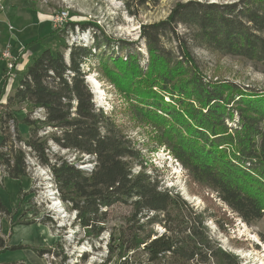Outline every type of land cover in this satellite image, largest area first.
I'll use <instances>...</instances> for the list:
<instances>
[{
  "label": "trees",
  "instance_id": "obj_1",
  "mask_svg": "<svg viewBox=\"0 0 264 264\" xmlns=\"http://www.w3.org/2000/svg\"><path fill=\"white\" fill-rule=\"evenodd\" d=\"M69 24L74 28L75 23ZM82 26L98 29L92 23ZM179 26L189 32L180 33ZM97 32L91 44L64 45L66 56L48 46L27 63L0 113V168L17 180L29 176L23 150L4 133L5 124L13 120L17 141L42 164L50 165L60 197L77 211L78 224L89 234L103 231L111 207L128 205L127 225L117 236L112 234L109 255L101 264H242L213 239L202 211L160 187L147 170L142 151L110 115L96 108L85 76L92 69L107 75L132 99L141 122L155 127L165 147L196 181L214 191L245 222L260 221L264 218V91L209 78L184 35L194 45L219 54L264 62V0L178 2L166 18L141 26L140 38L148 51L146 67L134 41H114ZM173 42L175 46L168 45ZM88 62L89 69H83ZM23 105L26 115L19 119L14 108ZM39 109L45 118H32ZM20 122L27 124L28 137L21 134ZM46 127L60 132H53L52 139L62 148L93 156L94 168L87 172L61 157L51 162L48 139L38 135ZM22 193L21 186L18 201ZM0 212L10 216L12 227L36 222L13 213L1 198ZM140 217L165 230L141 235ZM16 248L25 245L8 249ZM32 248L40 255L51 251Z\"/></svg>",
  "mask_w": 264,
  "mask_h": 264
},
{
  "label": "rangeland",
  "instance_id": "obj_2",
  "mask_svg": "<svg viewBox=\"0 0 264 264\" xmlns=\"http://www.w3.org/2000/svg\"><path fill=\"white\" fill-rule=\"evenodd\" d=\"M185 1L190 0H147L142 4L139 0H128L127 2L123 0H4L6 9L4 13L0 12V20L3 21L0 25V37L4 43L6 41L12 42L13 50L17 56V66L15 68L16 77L7 79L6 63L1 60L0 56V113L6 110L4 106L6 99L15 91L23 69H26L27 63L32 62L43 47L61 49L66 56L67 50L64 49V45L70 46L76 41L81 43L86 41V43L91 44L95 30L98 31L97 33L102 32L111 37L114 41H134L135 46L143 54L142 65L146 67L148 51L144 39L140 38L142 24L166 18L174 5ZM198 1L229 3L238 0ZM60 10L68 12V19L64 26L56 28L51 19L53 14ZM69 23H75L74 28ZM86 23L95 24L98 29L92 26L84 28L82 24ZM8 24L14 26L11 33ZM52 31L55 34L49 36ZM179 31L186 34L189 32L182 26H179ZM186 34L184 39L190 43V49L198 65L204 69L209 78L229 79L240 85L264 91V62L255 63L234 55L219 54L205 47L194 45L190 36ZM175 44L174 42L168 43L172 46ZM122 53L125 54L124 51ZM88 66L89 62L83 64L82 68L88 70ZM85 81L93 95L96 108L110 115L126 137L130 138L136 147L142 151L147 170L157 177L160 187L180 195L195 209L202 211L206 217L204 221L207 230L213 239L220 243L224 249L235 253L242 260V264H264V241L261 239V234L264 233V218L256 222H245L229 206H226L214 191L196 181L165 147L155 127L147 121L141 122V118L132 109V99L124 91H121L107 75L92 69L85 76ZM26 107V105L21 108L15 106V114L19 119H23L26 115ZM36 112L32 118L44 116V114L39 115ZM5 126L4 133L12 135L13 138V131L10 129L9 123H6ZM19 130L24 137L29 136V128L24 122L19 123ZM53 132H57V135L60 133L53 128L46 127L39 130L38 134L43 139H48L47 152L51 160L56 161L57 158L61 157L72 162L75 161L78 166L88 164L94 168V157L90 155L83 157V154L77 155L73 151L62 148L52 139ZM1 138L0 129V140ZM15 142L14 145L16 146L19 142L17 139ZM7 146L10 147L11 143ZM76 155L77 159H75ZM25 162L28 171L39 181L38 194L40 193V196L45 198L43 197L46 190L45 179L36 173L38 169L37 159H34L33 156H25ZM134 169L140 168L138 166ZM83 170L88 172L89 169ZM29 176L31 179L25 177L22 181L8 177L0 171V177H2L0 195L7 203L14 201L17 199L22 186L23 193L20 200L22 202L17 199L15 203H11L9 205L11 211L17 212L18 215L21 214V218L26 216L24 219L28 217L40 220L44 217L53 231L56 232L58 222L62 224V221L53 218L56 216L54 211L40 216V209L29 205L35 192L33 178L30 174ZM2 180L4 181L2 182ZM40 181L43 183L41 186ZM23 186L28 188H23ZM64 204L67 209V217L65 218V226H62L64 228L60 230L62 238L57 239L58 241L54 245L56 246V255H59L56 264H101L109 255L108 243L112 234L117 236L119 230L126 227L131 208L125 204H116V206L111 207L106 222L102 224L105 228L99 235H96L95 233L89 234L87 229L82 228L75 217L76 210L71 209L65 202ZM49 210L48 204H41V212H49ZM6 215L0 212V229L3 226L4 233L7 225L5 226L3 218H6ZM139 224L142 225L141 235L151 231L162 233L165 230L163 225L159 223L151 224L148 217H140ZM132 225L133 227L136 226V224ZM36 227L38 226L20 225L10 232H13L11 239L15 242L25 240L30 243V237H38L41 235V228H47L43 226L40 227V230H36L38 229ZM46 231L49 230L46 229ZM5 254L6 258L12 260H15L13 258H20L22 254L27 255L26 252L19 250H9ZM115 255L116 253L113 259H116Z\"/></svg>",
  "mask_w": 264,
  "mask_h": 264
},
{
  "label": "crops",
  "instance_id": "obj_3",
  "mask_svg": "<svg viewBox=\"0 0 264 264\" xmlns=\"http://www.w3.org/2000/svg\"><path fill=\"white\" fill-rule=\"evenodd\" d=\"M3 21L0 20V25ZM9 29V27H8ZM10 31V30H9ZM11 33V32H10ZM0 36H1V30H0ZM8 42L12 43L11 41H6L5 43L3 42L2 38L0 37V49L2 47H4ZM0 56H1V60L4 61L2 59V55H1V50H0ZM0 60V61H1ZM5 63V62H4ZM29 63V62H28ZM14 79V78H12ZM1 129V128H0ZM2 139V138H1ZM1 141V140H0ZM5 175V174H4ZM7 175V174H6ZM8 176V175H7ZM9 177V176H8ZM28 178L31 179L30 176H27ZM1 178V177H0ZM4 179V178H3ZM4 180H2L3 182ZM23 181V180H22ZM31 183V182H30ZM23 185V184H22ZM23 188H28V187H24ZM19 195V193H18ZM0 198H1V201L2 203H4L8 208H9V205L11 203H15L18 199L14 200V201H11V202H5L1 195H0ZM15 219V217H13ZM24 218H26V216H24ZM28 218V217H27ZM44 218V217H43ZM42 218V219H43ZM3 220L5 221V226L7 225V227H5L6 231L5 233L3 232V226L1 227L0 229V262L1 263H15V264H29V263H35V264H48V261L47 259L44 257V255H40L38 254L32 247H47V248H53L54 245L56 244V242L58 241L57 240V237L54 236V231L53 229L51 228L50 224L47 223V221H42L41 219L40 220H36V222L32 223V224H29V225H26V224H17L15 226H11V218L10 216H7L6 215V218H3ZM33 226V225H36L38 227V229L36 230H40V227H47V228H41L40 230V233L41 235H39L38 237H30V243H27L25 240H21L20 241H13L11 239V236L13 234L10 233L14 228H17L18 226ZM46 229H48L49 231L47 232ZM18 245H25V248H16V249H8L9 247H12V246H18ZM9 250H19V251H23V252H26L28 257L24 256V254H22L20 256V258H13L15 260H12V259H8L5 257V252L8 253Z\"/></svg>",
  "mask_w": 264,
  "mask_h": 264
},
{
  "label": "built area",
  "instance_id": "obj_4",
  "mask_svg": "<svg viewBox=\"0 0 264 264\" xmlns=\"http://www.w3.org/2000/svg\"><path fill=\"white\" fill-rule=\"evenodd\" d=\"M5 2L4 0H0V12L4 13L5 12ZM67 19H68V12H64L62 10L57 11L56 13L53 14L52 16V23L53 25L58 28V27H62L67 23ZM9 30L10 32L14 29V26L11 24H8ZM14 46H12V43L8 42L2 49H1V55H2V59L4 60V62L6 63V78H13L12 76H16L15 74V68L17 66V56L15 55L14 52ZM10 125V129H12L13 131V140L14 142L16 141V127L15 124L13 122V120L8 122ZM12 136V135H11ZM16 143V142H15ZM20 143V145H19ZM16 144V147H20L25 156H33V158L37 159L38 164H40L42 167H44L45 171H50V165H45L42 164L40 162V160L30 152V149H28L25 144L23 142H19ZM51 162H54L53 160H50ZM28 170V169H27ZM1 172H4V174L6 175V171L4 170V168H0ZM31 176L32 173L28 172ZM33 178L34 181V186L35 187V192L33 193V199L31 201V204H29L30 206H32L33 208H37L40 209V216H43L44 214H50V212H52L51 210H49V212H41V204H48V198H42V196H40V194H38V186H39V181L38 179ZM2 179V177L0 178V180ZM63 225L58 223L57 225V231L54 232V235L57 237V239L62 238V233L60 232L61 229H63L64 227H62ZM65 231V230H64ZM44 257L47 259L48 264H56L58 262L59 259V255H56V246H54L51 251L49 252H45Z\"/></svg>",
  "mask_w": 264,
  "mask_h": 264
},
{
  "label": "bare ground",
  "instance_id": "obj_5",
  "mask_svg": "<svg viewBox=\"0 0 264 264\" xmlns=\"http://www.w3.org/2000/svg\"><path fill=\"white\" fill-rule=\"evenodd\" d=\"M64 12H66V11H64ZM12 77L14 78L16 76H12ZM90 81H94V80H90ZM36 113H38L39 115L43 114V112H42L41 109H39ZM43 117L45 118V116H43ZM43 117H40V118H43ZM32 166H34V165H32ZM32 166H31V168H32ZM37 167H38V169H37V172L36 173H38L39 176L40 175L43 176L44 179H45L44 186H45L46 190L44 192L43 197H45L46 199L48 198L47 199L48 200V208L50 210H52V212L54 211V213H55L56 216H53V218L61 219L62 225L65 226L64 223L66 222L65 218L67 217V213H66L67 212V209L65 208V206H64L65 204H64L63 200L61 199V197L59 195V190H58V188L56 186V183H54L55 181L53 180L54 179L53 171H52L51 167H50V171H45L44 168L41 167L40 164H38ZM77 167H79L81 169H86V170L89 169L88 172L91 171L92 168H93V166H88V164L83 165V166L82 165H79V166L77 165ZM41 185H43V183L40 181V186ZM75 217L77 218V211H76V216Z\"/></svg>",
  "mask_w": 264,
  "mask_h": 264
}]
</instances>
